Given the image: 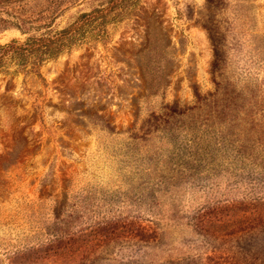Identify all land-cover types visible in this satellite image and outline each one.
Segmentation results:
<instances>
[{"label":"rangeland","instance_id":"1","mask_svg":"<svg viewBox=\"0 0 264 264\" xmlns=\"http://www.w3.org/2000/svg\"><path fill=\"white\" fill-rule=\"evenodd\" d=\"M106 1L0 0V46ZM110 30L0 73V264H264V0Z\"/></svg>","mask_w":264,"mask_h":264},{"label":"trees","instance_id":"2","mask_svg":"<svg viewBox=\"0 0 264 264\" xmlns=\"http://www.w3.org/2000/svg\"><path fill=\"white\" fill-rule=\"evenodd\" d=\"M138 4L139 0H107L90 11L81 12L62 28L52 29L51 25L40 24L45 31L0 46V73L21 71L44 80L40 71L44 62L90 41L107 44L112 35L110 27L129 19ZM10 64L14 67L12 71L8 68Z\"/></svg>","mask_w":264,"mask_h":264}]
</instances>
